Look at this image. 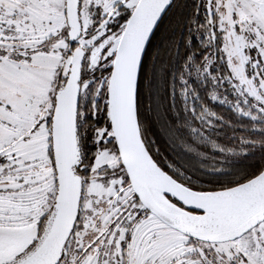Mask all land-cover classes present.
Here are the masks:
<instances>
[{
    "label": "snow or ice",
    "instance_id": "1",
    "mask_svg": "<svg viewBox=\"0 0 264 264\" xmlns=\"http://www.w3.org/2000/svg\"><path fill=\"white\" fill-rule=\"evenodd\" d=\"M0 264H264V0H0Z\"/></svg>",
    "mask_w": 264,
    "mask_h": 264
}]
</instances>
